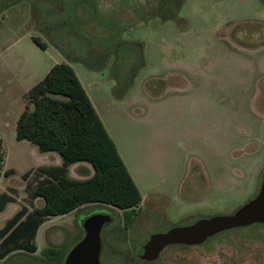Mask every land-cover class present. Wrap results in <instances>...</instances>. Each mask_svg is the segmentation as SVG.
<instances>
[{
    "label": "rangeland",
    "instance_id": "obj_1",
    "mask_svg": "<svg viewBox=\"0 0 264 264\" xmlns=\"http://www.w3.org/2000/svg\"><path fill=\"white\" fill-rule=\"evenodd\" d=\"M56 63L74 70L143 213L126 232L115 228L122 210L104 203L52 216L36 231L35 255L19 250L0 264H63L97 214L112 218L101 230L102 264H264L260 223L169 245L154 261L139 257L150 234L229 214L259 188L264 0H0V138L3 171L13 170L0 193L15 189L0 228L22 205L30 209L25 185L41 152L15 139V125L24 95ZM76 169L69 176L83 178ZM50 246L58 253L42 252Z\"/></svg>",
    "mask_w": 264,
    "mask_h": 264
},
{
    "label": "trees",
    "instance_id": "obj_2",
    "mask_svg": "<svg viewBox=\"0 0 264 264\" xmlns=\"http://www.w3.org/2000/svg\"><path fill=\"white\" fill-rule=\"evenodd\" d=\"M32 39L45 48L37 37ZM24 97L27 103L17 118L15 139L30 142L40 152H56L61 164L33 171L32 182L25 185L30 209L22 205L0 228V259L19 250L35 252L36 231L44 221L88 203L122 210L123 229H128L142 196L72 67L52 65ZM3 153L0 138V178L13 172L3 171ZM77 162L89 163L93 173L84 179L70 177L68 168ZM30 174L26 171L23 179ZM13 193L12 187L0 193V212L14 201ZM36 199H41L40 206H34ZM42 252L58 250L50 246Z\"/></svg>",
    "mask_w": 264,
    "mask_h": 264
},
{
    "label": "water",
    "instance_id": "obj_3",
    "mask_svg": "<svg viewBox=\"0 0 264 264\" xmlns=\"http://www.w3.org/2000/svg\"><path fill=\"white\" fill-rule=\"evenodd\" d=\"M110 221L111 216L105 214L86 218L82 227L84 234L67 252L63 264H102L101 230ZM253 223L264 224V176L256 194L232 213L200 218L187 225H177L164 232L152 233L143 244L139 257L144 261H154L169 245H199L219 232Z\"/></svg>",
    "mask_w": 264,
    "mask_h": 264
},
{
    "label": "crops",
    "instance_id": "obj_4",
    "mask_svg": "<svg viewBox=\"0 0 264 264\" xmlns=\"http://www.w3.org/2000/svg\"><path fill=\"white\" fill-rule=\"evenodd\" d=\"M91 101V100H90ZM95 108V107H94ZM96 110V109H95ZM97 112V111H96ZM98 114V113H97ZM99 116V115H98ZM100 118V117H99ZM100 120H101V118H100ZM39 156H41L40 157V161H42V162H40L39 164H36L35 166H32V167H30V168H36V167H39V166H45V167H48V166H54V165H60L61 164V158H60V156L56 153V152H41V153H39ZM43 156H46V157H43ZM77 167V169H76V171H77V173L78 174H80V175H82L81 177H83V178H80V179H84L87 175V173H89L90 172V174H92L93 173V169H92V167L90 166V165H88L87 163H85V162H77V163H74V164H72V165H70L69 166V168H68V173L70 172V169L72 168V167ZM29 168V169H30ZM90 174H88V175H90ZM77 179H79V178H77ZM39 200H41V199H39ZM35 201V200H34ZM9 203H11V202H9ZM8 204V203H7ZM6 204V205H7ZM33 204H34V202H33ZM89 204V203H88ZM87 204H84V205H82V206H80V207H78V208H76V209H74V210H77V209H80V208H82V207H84V206H86ZM6 207V206H5ZM5 209V208H4ZM16 212V211H15ZM83 234H84V231H83ZM83 236V235H82ZM13 254H16V252H13V253H10L8 256H10V255H13ZM31 255H35V253L33 252V253H30ZM7 256V257H8Z\"/></svg>",
    "mask_w": 264,
    "mask_h": 264
},
{
    "label": "flooded vegetation",
    "instance_id": "obj_5",
    "mask_svg": "<svg viewBox=\"0 0 264 264\" xmlns=\"http://www.w3.org/2000/svg\"><path fill=\"white\" fill-rule=\"evenodd\" d=\"M140 205V204H139ZM238 208V207H237ZM236 208V209H237ZM143 213L142 208H140L139 206L135 208V212L131 215L132 218V223L131 226L129 228L132 227V225L135 224V222L139 219V217H141V214ZM232 213V212H231ZM123 224H124V216L122 215V222H116V229H122L124 232H126V230L123 229ZM261 224V223H260ZM177 226V225H176ZM261 226H264V224H261ZM173 227V226H172ZM147 241V240H146ZM145 241V242H146ZM176 245H181V244H176ZM140 255V254H139Z\"/></svg>",
    "mask_w": 264,
    "mask_h": 264
}]
</instances>
